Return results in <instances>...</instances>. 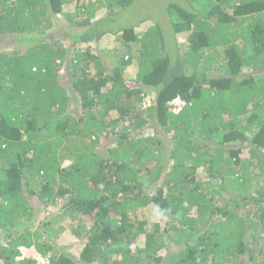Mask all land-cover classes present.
Instances as JSON below:
<instances>
[{"label": "trees", "instance_id": "trees-1", "mask_svg": "<svg viewBox=\"0 0 264 264\" xmlns=\"http://www.w3.org/2000/svg\"><path fill=\"white\" fill-rule=\"evenodd\" d=\"M139 1L0 0V264H264V0Z\"/></svg>", "mask_w": 264, "mask_h": 264}, {"label": "rangeland", "instance_id": "rangeland-1", "mask_svg": "<svg viewBox=\"0 0 264 264\" xmlns=\"http://www.w3.org/2000/svg\"><path fill=\"white\" fill-rule=\"evenodd\" d=\"M166 1H168V0H153V1L152 0H140L132 8V10H131L132 16L133 17H138V16L140 17L141 16V18H142L147 13L150 12V15L151 16L158 17L160 11H163L164 12V5H165L164 2L166 3ZM73 10H75V8ZM163 21L166 22V19L164 18L162 20V22ZM150 24H151V21L150 22L147 21V23L142 24V26L140 27V30L137 29V31L144 32V30L148 26H150ZM14 37H13V39H9L8 41L5 40V41L2 42L0 40V50L5 49V48L6 49L14 48V45H16V42H17L16 40H14ZM66 38L67 37L64 36L63 37V41H65ZM179 41H180L181 48L184 49V47L188 43L187 37H185V36L181 37L180 36ZM22 44L23 43L20 42V43H18V46H21ZM77 44H81V43H77ZM91 46L93 47L92 52H93L94 49L99 50L102 53L103 57H105V59H107V55H106L107 49H111L113 47H116V49H115V51H116V50H120L119 48H121L120 43L118 44V42L115 40V36L109 35V34L108 35H105V37H103L101 39V42H100V45L99 46H96V45H91ZM86 47L87 46H85L83 48H86ZM113 54L111 56L114 57ZM111 56L106 60V62L108 64L114 63V60H117V58H118V57H115V58L112 59ZM137 71H138V64H136V61L135 60H132L129 63V65L127 66V68L125 69L126 79L129 78L130 81H133V78H136ZM246 71H247V69H246ZM129 84L130 85H133L134 83L133 82H130ZM150 107H145L143 105L144 110H148ZM199 174L200 175L198 177V180H200L202 182L209 181L210 177H209L208 172H204V173L200 172ZM215 181L216 182H219L220 179H216ZM39 219L42 220L41 217H39L38 220H37V223H38ZM64 224L65 225H63V226H64L65 229L62 232H60V236H59V239H58L59 240V243H61V245H62L63 248H67V249H72L73 248L72 249V252L77 254V253H79V247L78 246L77 247H73V243L72 242H73L74 236H73V234L70 231V230H72L73 228H75L77 226V221L74 222L72 220H69V221L65 222ZM2 235L3 234L1 232L0 237ZM23 248H24V251L25 252L22 253V257L21 258H24V257H33V255L35 257H37V258L39 257V255L36 253V251L34 250V248H27V247H23Z\"/></svg>", "mask_w": 264, "mask_h": 264}, {"label": "clouds", "instance_id": "clouds-1", "mask_svg": "<svg viewBox=\"0 0 264 264\" xmlns=\"http://www.w3.org/2000/svg\"><path fill=\"white\" fill-rule=\"evenodd\" d=\"M76 48H78V46H76ZM125 59H128V57H126ZM144 94L142 95V97L144 98ZM146 95H150V94H146ZM151 96V95H150ZM178 97V96H177ZM180 97V96H179ZM152 99V104H153V98L151 96ZM150 107V106H149ZM147 215L150 217V219L153 222H160V221H167L168 219H170V210L163 208L159 205H154L152 206L150 209L147 210ZM35 250V249H34ZM36 251V250H35ZM36 253L38 254V252L36 251ZM39 255V254H38ZM40 256V255H39ZM34 257V256H33ZM42 257V256H41ZM35 258V257H34Z\"/></svg>", "mask_w": 264, "mask_h": 264}, {"label": "built area", "instance_id": "built-area-1", "mask_svg": "<svg viewBox=\"0 0 264 264\" xmlns=\"http://www.w3.org/2000/svg\"><path fill=\"white\" fill-rule=\"evenodd\" d=\"M143 105L145 107H149L152 105V99L150 95H145L143 98ZM170 105H171V110L174 111L175 113H179L183 107L186 105V102L181 98V97H176L174 98L172 101H170ZM24 248L22 249V253H24ZM34 256V255H33ZM35 257V256H34ZM37 258V257H35ZM38 260H40L41 262H45V259L41 256H39L37 258Z\"/></svg>", "mask_w": 264, "mask_h": 264}]
</instances>
